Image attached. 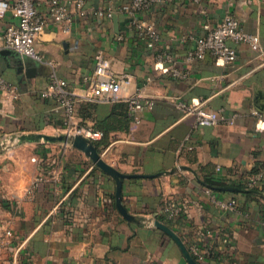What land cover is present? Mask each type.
<instances>
[{
  "label": "crops",
  "instance_id": "crops-1",
  "mask_svg": "<svg viewBox=\"0 0 264 264\" xmlns=\"http://www.w3.org/2000/svg\"><path fill=\"white\" fill-rule=\"evenodd\" d=\"M37 1L45 13L47 2ZM131 1L84 0L88 13H75L68 30L49 23L36 40L44 61L0 51V74L19 89L14 100H3L0 92V220H11L15 231L12 248L3 250L4 264H191L173 236L146 223L155 220L168 225L201 264H264V178L247 185L264 169V63L249 44L231 40L234 62L211 54L186 59L204 25H216L229 12L264 43V0L154 4L137 17L155 25V44L119 9ZM13 3L0 0V37L17 21ZM108 6L116 10L112 17L93 12ZM164 48L172 60L159 58ZM99 52L131 82L122 99L96 101L97 109L85 115L79 101L75 119L91 127L100 120L102 136L93 141H100L104 159L121 172L144 174L123 179L122 203L134 218L118 208L114 177L84 151L61 141L16 139L65 132L64 109L42 92L55 71L81 97ZM138 93L154 104L135 115L125 97ZM178 100L224 108L229 117L237 114L235 122L196 126L195 115ZM210 179L222 185L212 186ZM232 198L236 209L217 201ZM168 202L181 208L175 218L161 216Z\"/></svg>",
  "mask_w": 264,
  "mask_h": 264
},
{
  "label": "built area",
  "instance_id": "built-area-1",
  "mask_svg": "<svg viewBox=\"0 0 264 264\" xmlns=\"http://www.w3.org/2000/svg\"><path fill=\"white\" fill-rule=\"evenodd\" d=\"M47 2L46 12H41L38 7L37 0H14L13 12L17 18L16 22L10 23L3 36L0 37V51L8 49L19 52L24 55L31 56L38 61H44L43 54L36 46L38 35L44 31L49 23L60 24L64 30H68L73 22L74 14L81 16L88 12L84 8V0H45ZM165 0H132L124 4L119 9L125 12L129 17V23L137 29L138 33L155 44L159 41L160 36L151 22L141 20L137 17V12L150 8L154 4L163 3ZM113 6L93 10L95 14L107 15L112 17L115 13ZM206 32L195 38V45L186 56L188 61L196 58L205 57L211 54L214 58L222 60L225 63L236 61L238 53L236 47L229 44L233 41L235 44L245 42L251 48L258 52L264 63V43H262L259 34L247 32L242 27L238 16L233 12H229L216 25L205 24ZM159 58L164 60H172L173 56L169 48H164L159 53ZM53 66V64L51 63ZM175 73H181L174 69ZM130 77L114 72L111 68L110 59L103 53L99 52L95 56L94 71L89 78V89L81 95H78L69 87L66 79L61 78L55 71H52L49 83L43 96H54L60 106L64 109V129L65 132L74 134H83L92 140H98L102 136V131L91 126L79 124L75 119L76 101L78 98L95 100V101H115L122 99V90L130 84ZM0 92L3 100H14L19 95L18 86L6 77L0 74ZM129 104V108L135 115L154 104V99L144 98L140 93L125 97ZM178 106L183 108L186 113L194 114L196 117V126H214L221 123L232 124L235 117L227 116L224 108L213 109L205 105L204 102L188 103L178 100ZM138 118V117H137ZM8 140L5 138L1 145H5ZM34 160L36 158H33ZM43 160V159H42ZM264 178V169L256 174V176L248 180V186L252 187ZM36 184V183H35ZM32 188H28L27 195H31ZM223 208L236 209L237 201L235 198L230 200H217ZM168 218H175L181 212L180 206L174 202H168L164 208ZM15 237V231L12 221L0 220V264L6 262L3 256L4 249H11L12 242ZM193 250L199 253L201 257L204 253L198 251V247L193 245Z\"/></svg>",
  "mask_w": 264,
  "mask_h": 264
},
{
  "label": "water",
  "instance_id": "water-1",
  "mask_svg": "<svg viewBox=\"0 0 264 264\" xmlns=\"http://www.w3.org/2000/svg\"><path fill=\"white\" fill-rule=\"evenodd\" d=\"M11 50L7 49V53H11ZM16 139L20 142L31 141V142H65L66 144H70L74 147H77L84 151L98 166H100L104 171L109 173L111 176L114 177L116 180V196H117V204L120 211L128 218H134L131 214L128 213L126 208L122 203V187H123V179L125 177H135V176H142L144 174H129L121 172L112 164L108 163L98 148L96 147L94 141L83 134H74L69 132H63L58 134H48L43 132H30V133H23L16 136ZM231 189V188H226ZM147 224H154L166 232H168L171 236H173L178 243L180 244L186 258L191 264H201L198 262L191 253L187 250L186 246L184 245L183 241L180 237L165 223L155 220V222L151 223L149 221L146 222ZM257 264V263H256Z\"/></svg>",
  "mask_w": 264,
  "mask_h": 264
},
{
  "label": "trees",
  "instance_id": "trees-1",
  "mask_svg": "<svg viewBox=\"0 0 264 264\" xmlns=\"http://www.w3.org/2000/svg\"><path fill=\"white\" fill-rule=\"evenodd\" d=\"M81 100H82V103H81L82 107H81L80 110L82 112V115L84 114L83 113L84 110H87V112H89L90 109H97L98 102H96L95 100H88V99L78 98V100L76 101V112H75V115H77V105H78L79 101H81ZM95 122L96 123L94 125H92V127L95 128V129H100V120L96 119ZM96 145H97L98 150L100 151V141L96 142ZM207 182L210 183L212 186L213 185L214 186H221L222 185L220 182H217V180H213V179H210ZM161 216H162V218L166 217L165 214L161 215Z\"/></svg>",
  "mask_w": 264,
  "mask_h": 264
}]
</instances>
